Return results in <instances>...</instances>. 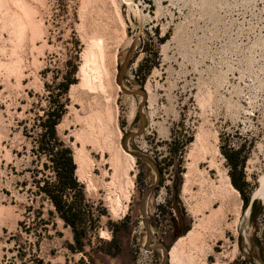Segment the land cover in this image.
Listing matches in <instances>:
<instances>
[{
	"label": "rangeland",
	"instance_id": "1",
	"mask_svg": "<svg viewBox=\"0 0 264 264\" xmlns=\"http://www.w3.org/2000/svg\"><path fill=\"white\" fill-rule=\"evenodd\" d=\"M13 1L0 0V264H169L205 180L226 205L215 254L264 264V0H24L40 37L17 30ZM88 40L99 50L83 81ZM98 108L112 116L122 172L86 144L77 173V117ZM68 157L75 186L59 164Z\"/></svg>",
	"mask_w": 264,
	"mask_h": 264
},
{
	"label": "bare ground",
	"instance_id": "2",
	"mask_svg": "<svg viewBox=\"0 0 264 264\" xmlns=\"http://www.w3.org/2000/svg\"><path fill=\"white\" fill-rule=\"evenodd\" d=\"M10 1V0H6ZM16 4H18L20 11L14 13L16 15H13V19L16 22V27L18 28L17 30H28L31 33V36H38L40 37L39 34L42 33V30L39 25L38 19H36V10L33 7L29 6L24 0H14ZM13 1V2H14ZM38 1V0H37ZM95 1V0H94ZM91 2V0H85V7ZM7 3V2H4ZM11 3V2H10ZM93 3V2H92ZM9 4V3H8ZM8 4L6 6H8ZM12 6H15L12 4ZM17 6V5H16ZM15 6V7H16ZM10 7V6H9ZM14 7V8H15ZM4 9V8H3ZM9 10V9H8ZM12 11L14 9L12 8ZM16 11V10H15ZM14 11V12H15ZM84 11V10H83ZM9 12V11H8ZM8 14V13H7ZM84 14V13H82ZM38 15V14H37ZM9 18V17H8ZM12 18V17H11ZM15 18V19H14ZM83 19V18H82ZM9 20V19H8ZM84 21V20H83ZM85 22V21H84ZM42 23V22H41ZM13 25V24H12ZM42 25V24H41ZM11 26V25H10ZM15 26V25H14ZM13 27V26H12ZM15 27V29H16ZM10 28V27H9ZM82 28H85V25L83 24ZM15 29L13 31H15ZM41 30V31H40ZM82 30V29H81ZM16 32V31H15ZM18 32V31H17ZM15 33L16 35L18 33ZM21 32V31H20ZM27 32V31H26ZM26 32L24 34H26ZM22 33V34H23ZM14 34V35H15ZM20 34V33H19ZM21 35V34H20ZM19 35V36H20ZM17 36V37H19ZM32 37V38H34ZM88 37V35H87ZM90 37V36H89ZM88 37V38H89ZM12 38V37H11ZM24 38V36H23ZM37 39V38H35ZM95 39V38H94ZM97 39V38H96ZM33 40V39H32ZM86 40V39H85ZM91 40V39H89ZM88 43V47L85 50L83 57H84V65L81 68L80 75L83 79V81H87L89 78V67L92 65V62L96 59L94 58V54L92 56V51L93 48L96 45V42H90ZM94 41V40H93ZM99 41V40H98ZM103 41V40H102ZM104 43V42H103ZM34 44V43H33ZM99 44H102L100 42ZM98 44V45H99ZM97 46V45H96ZM101 47V46H100ZM96 49V47H95ZM98 49V48H97ZM96 49V50H97ZM99 50V49H98ZM96 52V51H95ZM100 52V51H99ZM105 52V50H104ZM102 51V53H104ZM94 58V60H93ZM97 60V59H96ZM96 62V61H95ZM93 62V63H95ZM94 65V64H93ZM92 65V66H93ZM18 68V67H17ZM92 68V67H91ZM96 68V67H95ZM94 68V70H95ZM99 68V66H98ZM98 68H96L98 70ZM102 68V67H101ZM14 69V68H13ZM19 70V69H18ZM93 70V69H92ZM92 72V71H91ZM95 73V72H94ZM93 73V74H94ZM98 74V73H97ZM101 74V73H100ZM80 77V78H81ZM97 77V76H96ZM94 78V77H93ZM82 83V82H81ZM83 85V84H81ZM87 85V84H86ZM90 88V87H89ZM91 90V89H90ZM88 94V93H87ZM94 99V98H93ZM87 100V99H86ZM92 100V99H91ZM96 100V99H95ZM97 102V101H94ZM97 104V103H95ZM101 104V103H100ZM99 105V104H98ZM101 107V106H100ZM95 108V107H94ZM97 108V107H96ZM102 108V107H101ZM90 109V108H89ZM77 112V111H76ZM107 112V110H106ZM105 112V110H102L100 108L98 109H91L89 111H86L83 116L80 114L78 115V120L81 122L83 127L77 133L76 136H78L79 140L82 141L83 143L82 147H75V157H76V164L78 165V170L77 173L82 172L84 168L85 161L87 159L85 154H88L85 152V145L90 144L96 147H100L102 151L105 150H110L112 155L110 156V161L112 162L113 166L115 167V170L117 172H122L120 171L123 169V164L120 160V156L123 153L122 150L120 149L119 146H117V142L114 139V129L112 127V116L109 117L108 114ZM111 114V113H110ZM198 145L197 150H198V155H208L210 152L209 145L205 142L206 138L201 134L198 136ZM120 145V144H119ZM211 145V144H210ZM199 147V149H198ZM218 149V148H217ZM195 150V149H194ZM125 157L128 158V160L135 165V158L128 154L125 153ZM200 155V156H201ZM195 156V155H194ZM203 157V156H202ZM205 157V156H204ZM201 158V157H200ZM90 159V158H89ZM196 159V156L195 158ZM198 159V158H197ZM88 160V159H87ZM91 160V159H90ZM125 161V160H124ZM127 161V160H126ZM104 163L107 164L109 163V160L106 159L105 157L102 159V164ZM197 163V162H196ZM131 166V169H132ZM129 167V166H128ZM127 167V168H128ZM198 167V166H197ZM195 161L191 164H188V171L184 174L185 176V185H184V191L183 195L186 196L188 195L189 192L192 191L191 186H193V183L196 181L195 180V169L197 168ZM86 170V168H84ZM125 170V169H124ZM199 170V169H197ZM129 171L130 169L126 170V176L129 177ZM116 172V173H117ZM124 172V171H123ZM200 172V171H199ZM105 173V172H104ZM201 174V173H200ZM105 175L108 177L113 176L110 174L108 171L105 173ZM119 175V174H118ZM197 175V174H196ZM202 175V174H201ZM87 176V175H86ZM116 177V175H114ZM113 176V177H114ZM124 176V174H123ZM122 176V177H123ZM114 177V178H115ZM127 177V178H128ZM204 177V176H203ZM82 178V177H81ZM113 178V179H114ZM201 178V177H200ZM227 181H228V186L232 191H236L234 187L231 184V179L229 175H227ZM118 179V177H117ZM126 179V178H125ZM198 179V178H197ZM121 180V179H119ZM131 180V179H130ZM202 180V179H201ZM205 180V178L203 179ZM105 181V180H104ZM115 181V180H113ZM112 181V182H113ZM206 181V180H205ZM203 182L201 185V189L199 194L197 195V202L195 203L194 207H190L192 210V214L195 218V224L193 226V229L188 232L185 236L181 237L171 248V251L168 254V262L169 264H230V262L235 258V254H233L232 257H229L230 255H227L224 251L225 254H215L216 253V246L217 244L221 241L226 239V231H227V220H226V205H225V200L224 198L222 199V203L219 207H216V203L219 201L220 202V192L219 194L217 193L215 187L213 186V183L210 185L208 182ZM117 182V181H116ZM211 182V181H210ZM198 183V182H197ZM110 184V183H109ZM108 184V186H110ZM112 184V183H111ZM131 184V189L133 188V181L130 183ZM201 184V182H200ZM114 185V184H113ZM263 189H264V176L262 178V184ZM130 186V185H129ZM111 187V186H110ZM217 187V186H216ZM121 188V187H120ZM218 188V187H217ZM225 189V188H224ZM228 189V188H227ZM229 189V190H230ZM222 190V189H221ZM230 190V192H231ZM123 191V190H122ZM121 191V193H122ZM110 192V191H109ZM226 192V191H225ZM237 192V191H236ZM127 193V192H126ZM124 193V195L126 194ZM192 193V192H191ZM238 193V192H237ZM129 194V192H128ZM131 194L132 191L130 192L129 195L126 196L125 199L130 200L131 199ZM227 195V194H226ZM224 196V195H223ZM111 197V196H110ZM118 198V197H117ZM116 198V199H117ZM122 198V197H121ZM228 198V197H227ZM112 200V198H111ZM119 201V198L117 199ZM115 200V202L117 201ZM114 201V200H113ZM124 201V200H123ZM114 202V203H115ZM118 204V202H116ZM227 203V202H226ZM120 206V202L118 204ZM116 206V208H121ZM124 207V206H123ZM237 207V206H236ZM113 209V208H111ZM116 209V210H117ZM123 209L124 213L126 214V211L128 209V206L121 208ZM230 209V208H229ZM236 208H234L235 210ZM120 210V209H119ZM238 210V208H237ZM114 211V209H113ZM228 211V210H227ZM115 212V211H114ZM118 212V211H117ZM229 212V211H228ZM235 213H238L235 211ZM114 214V213H113ZM117 214V213H116ZM115 214V215H116ZM239 214V213H238ZM239 217V216H238ZM102 239L106 240H111L110 234L103 232L101 235ZM226 241V240H225ZM227 242V241H226ZM227 246V245H226ZM226 248V247H225ZM228 248V247H227ZM237 250V247H235ZM167 252V253H168ZM228 253V252H227ZM212 255H216L215 257L217 258L215 263H211L209 261V258Z\"/></svg>",
	"mask_w": 264,
	"mask_h": 264
},
{
	"label": "trees",
	"instance_id": "3",
	"mask_svg": "<svg viewBox=\"0 0 264 264\" xmlns=\"http://www.w3.org/2000/svg\"><path fill=\"white\" fill-rule=\"evenodd\" d=\"M54 126H55V123L52 124V132H54ZM59 164L63 167V169H66V172L69 175L68 178H69L71 184L75 186L76 183H75V181L73 179L75 167L73 165L72 158L71 157H68L67 159H62L61 161H59ZM246 202L248 203L249 202V199H246ZM55 204H57V208L60 209L59 202H56ZM254 206H255V203H253V207Z\"/></svg>",
	"mask_w": 264,
	"mask_h": 264
},
{
	"label": "water",
	"instance_id": "4",
	"mask_svg": "<svg viewBox=\"0 0 264 264\" xmlns=\"http://www.w3.org/2000/svg\"><path fill=\"white\" fill-rule=\"evenodd\" d=\"M254 202H255L254 200H251V202H250V204H249V207H250V208H252Z\"/></svg>",
	"mask_w": 264,
	"mask_h": 264
},
{
	"label": "built area",
	"instance_id": "5",
	"mask_svg": "<svg viewBox=\"0 0 264 264\" xmlns=\"http://www.w3.org/2000/svg\"><path fill=\"white\" fill-rule=\"evenodd\" d=\"M140 251H142V250L140 249Z\"/></svg>",
	"mask_w": 264,
	"mask_h": 264
}]
</instances>
